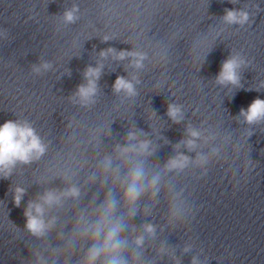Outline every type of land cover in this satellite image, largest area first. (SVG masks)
Masks as SVG:
<instances>
[{
	"label": "clouds",
	"instance_id": "9594fccd",
	"mask_svg": "<svg viewBox=\"0 0 264 264\" xmlns=\"http://www.w3.org/2000/svg\"><path fill=\"white\" fill-rule=\"evenodd\" d=\"M239 0H228V3L237 4ZM259 10V5H256ZM80 7L78 4H72L65 8L59 14L65 25H73L80 19ZM225 25L238 26L243 28L250 22V14L246 7L240 9L225 8L224 14L220 17ZM0 39H8V30L0 28ZM112 37L104 35L101 43H107ZM99 59L95 66L87 65L83 72V82L78 84L75 90L70 94L68 99L80 107H89L96 102V97L100 91L99 81L104 74V63L109 56L117 61H128L125 67H131L137 71L145 68V61L149 59L148 53L141 50H117L114 47L101 49L98 53ZM251 61L241 52L231 51L229 56L221 62L220 69L215 75L214 82L220 87H232L235 89L242 88V69L249 66ZM202 67V65H201ZM53 69V63L50 60L39 58L38 62L32 63L30 66L31 73L34 76H42ZM67 75H71L70 70H66ZM137 75H131V78L124 75H117L112 84V92L114 95L123 94L126 98H134L139 93L137 85L140 83ZM264 89V81H260L259 85L254 88L259 92ZM253 90V89H246ZM166 116L174 124L181 123L185 118L184 107L176 102H169L166 108ZM234 119L247 126L264 124V99L255 98L248 107L241 108ZM141 134L143 133L142 130ZM253 132L251 133V135ZM250 135V136H251ZM204 139H215V135L205 137L202 130L187 124L184 130V137L179 140L174 147V155L170 156L163 167L169 172L181 173L190 166L200 167L203 169L202 174H206L208 169L205 167L211 161L213 156L219 155L221 149L212 147L209 152L196 151L198 142ZM168 143V141H165ZM183 146L188 153H195V156L186 155L178 149ZM48 145L37 132L32 122L27 119H21L17 116L15 120H6L0 124V179L7 180L18 166L31 165L41 159L47 152ZM114 150L117 152L118 158L126 162L129 166L123 176L119 174L117 169L113 168L111 156H105L101 162L102 183H107L109 179L112 184H118L120 189V199L117 200L111 195L112 189L109 188V194L104 200L93 210L94 220L91 222L81 215L77 218L73 225L75 236L69 240L70 244H76L78 241H86L87 248L83 256L79 260V264H143L142 256L139 252L129 255L130 241L123 233L129 229L127 219L136 216V206L138 202L145 196L151 200H155L160 194V177L159 175H151L144 167V162L140 159L133 160V155L137 157L152 156L154 149L151 147L150 140H140L137 131L129 129L124 144H116ZM13 193L14 205L20 207L21 201L27 193L24 187L17 185L11 189ZM81 189L75 184H69L62 190L46 189L42 193H38L35 199L27 202L23 211L25 217L24 230L37 240L48 236L54 229L57 218L48 216V210L53 207L62 206L67 199H79ZM119 206H123L128 211V217L121 218L117 215ZM170 215L173 220H179L183 217V209L175 204L170 205ZM131 230L135 231V226H131ZM156 235V226L153 223H142L141 234L135 235L131 244L136 249H141L147 237ZM193 249L192 244H186L183 247L184 253H190ZM164 249H161L163 252ZM27 264H48V260L39 252L31 251V259ZM56 264V260L52 261ZM176 264H181L177 260ZM190 264H201L200 258L193 255Z\"/></svg>",
	"mask_w": 264,
	"mask_h": 264
}]
</instances>
